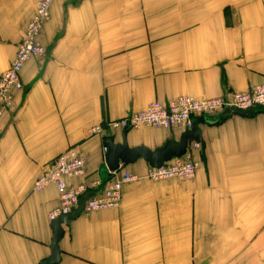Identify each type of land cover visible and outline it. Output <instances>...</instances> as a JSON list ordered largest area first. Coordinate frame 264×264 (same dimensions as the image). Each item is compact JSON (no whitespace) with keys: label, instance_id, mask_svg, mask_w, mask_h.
Segmentation results:
<instances>
[{"label":"crops","instance_id":"1","mask_svg":"<svg viewBox=\"0 0 264 264\" xmlns=\"http://www.w3.org/2000/svg\"><path fill=\"white\" fill-rule=\"evenodd\" d=\"M39 0H0V75ZM41 61L21 70L15 113L0 118V264L50 256L54 186L34 190L70 148L85 160L68 186L101 185L109 122L180 96L226 97L264 82V0H54ZM195 177L122 188L116 208L81 212L58 243L57 264H264V110L197 118ZM104 132L87 137V131ZM151 151L182 129L125 131ZM193 142V141H192ZM142 160L120 170L143 177Z\"/></svg>","mask_w":264,"mask_h":264},{"label":"built area","instance_id":"2","mask_svg":"<svg viewBox=\"0 0 264 264\" xmlns=\"http://www.w3.org/2000/svg\"><path fill=\"white\" fill-rule=\"evenodd\" d=\"M54 0H39L35 12L26 26L24 36L17 45L15 56L7 69L0 75V118L15 113L14 92H21L23 85L20 80L23 66L30 60L41 61L45 50L39 42V36L45 22L50 18V8ZM264 110V82L252 86L244 92H232L226 97L195 100L180 96L166 103L153 102L143 111L132 113L124 118L109 122L106 130H134L140 127L160 128L165 130L182 129L187 131L197 118L213 115L245 113L250 110ZM105 131L97 126L87 131V137ZM200 150V144L191 142L185 153L173 158L159 168L149 167L143 177L118 170L110 173L109 179L104 182L100 193L89 195L83 203L82 212L90 214L99 210L116 208L121 202L122 188L125 184L146 179L152 182L178 179L192 180L198 169V162L194 153ZM106 153L107 147L102 149ZM85 160L75 148H70L59 154L49 164L46 171L36 180L35 191H41L46 186L56 188L59 196V207L50 215L53 221L59 215L73 211L78 200L90 191L100 187V181L92 182L88 186L72 187L65 182L67 178L81 177L84 174Z\"/></svg>","mask_w":264,"mask_h":264},{"label":"water","instance_id":"3","mask_svg":"<svg viewBox=\"0 0 264 264\" xmlns=\"http://www.w3.org/2000/svg\"><path fill=\"white\" fill-rule=\"evenodd\" d=\"M235 114V113H233ZM200 121L195 120L189 130L185 131L178 141H167L156 150L145 147L128 148L125 142L126 132L122 134L123 143L114 144L111 134L107 135V151L104 154L105 175L117 172L120 167L131 165L137 160H142L149 167L159 168L173 158L181 157L188 145L193 141L199 143L201 134L198 129ZM88 196L84 195L78 200L76 208L68 214L59 215L51 223L53 238L50 244V256L41 264H57L59 262L58 243L63 236V226H68L83 210V203Z\"/></svg>","mask_w":264,"mask_h":264}]
</instances>
